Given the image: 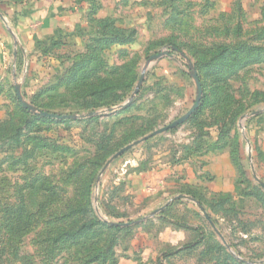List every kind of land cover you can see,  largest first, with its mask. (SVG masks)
Returning <instances> with one entry per match:
<instances>
[{"label":"rangeland","instance_id":"rangeland-1","mask_svg":"<svg viewBox=\"0 0 264 264\" xmlns=\"http://www.w3.org/2000/svg\"><path fill=\"white\" fill-rule=\"evenodd\" d=\"M31 1L0 0V264H264V0H56L27 45ZM194 72L196 112L111 159L191 108Z\"/></svg>","mask_w":264,"mask_h":264},{"label":"crops","instance_id":"crops-1","mask_svg":"<svg viewBox=\"0 0 264 264\" xmlns=\"http://www.w3.org/2000/svg\"><path fill=\"white\" fill-rule=\"evenodd\" d=\"M58 3L56 0L31 1L24 5L23 10L17 9L16 13H19L18 15L13 13V17L17 16L15 26L23 43L30 45L36 36H48L64 23V19L71 14V11L65 10ZM11 8L13 9L12 6ZM9 10H4L0 6V13L2 14L0 15V54L1 51L5 50V45L11 43V31L8 30L4 21V14H7ZM35 20L39 21L40 26L32 29L31 23Z\"/></svg>","mask_w":264,"mask_h":264},{"label":"water","instance_id":"water-1","mask_svg":"<svg viewBox=\"0 0 264 264\" xmlns=\"http://www.w3.org/2000/svg\"><path fill=\"white\" fill-rule=\"evenodd\" d=\"M164 54H167V52L165 51H162V52H159L157 54H154L151 56V59H155V58H159L161 57L162 55ZM193 78L196 82V86H197V96H196V99H195V102L193 103V105L191 106V108L186 112L184 113L183 115H181L179 118H177L176 120L172 121L171 123L167 124L166 126H163L153 132H151L150 134L142 137L141 139L131 143V144H128L126 146H124L123 148H121L120 150H118V152H116L111 159L115 158L116 156L124 153L126 150H128L130 147H132L133 145H135L136 143H139L141 141H144L146 140L147 138L153 136V135H156V134H159V133H162L168 129H171L173 127H176L178 126L179 124H182L183 122H185L186 120H188V118L194 114V112H196V110L199 108L200 106V103H201V98H202V94H203V87H202V84L200 82V79H199V76L196 72L193 73ZM142 79H143V75L140 77V80L139 82L141 83L142 82ZM18 97L20 98V96L18 95ZM22 105L25 107V108H28V109H32V107L23 102L22 101ZM41 116L43 117H48V118H57V119H66V118H69L71 117V115H62V114H57V113H52V112H47V111H43V110H38L37 111ZM93 114V113H91ZM261 186L264 187V182H260Z\"/></svg>","mask_w":264,"mask_h":264},{"label":"trees","instance_id":"trees-1","mask_svg":"<svg viewBox=\"0 0 264 264\" xmlns=\"http://www.w3.org/2000/svg\"><path fill=\"white\" fill-rule=\"evenodd\" d=\"M200 79V78H199ZM201 82V81H200ZM202 84V83H201ZM114 227V226H113Z\"/></svg>","mask_w":264,"mask_h":264}]
</instances>
